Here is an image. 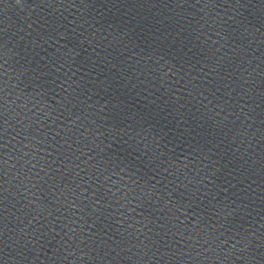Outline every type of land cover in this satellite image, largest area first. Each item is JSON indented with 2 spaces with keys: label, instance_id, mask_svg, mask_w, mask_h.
<instances>
[{
  "label": "water",
  "instance_id": "water-1",
  "mask_svg": "<svg viewBox=\"0 0 264 264\" xmlns=\"http://www.w3.org/2000/svg\"><path fill=\"white\" fill-rule=\"evenodd\" d=\"M0 264H264V0H0Z\"/></svg>",
  "mask_w": 264,
  "mask_h": 264
}]
</instances>
